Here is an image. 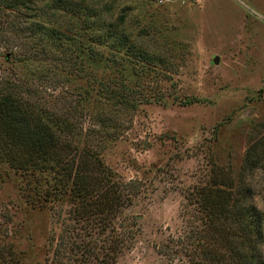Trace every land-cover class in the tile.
<instances>
[{
    "label": "rangeland",
    "instance_id": "rangeland-1",
    "mask_svg": "<svg viewBox=\"0 0 264 264\" xmlns=\"http://www.w3.org/2000/svg\"><path fill=\"white\" fill-rule=\"evenodd\" d=\"M44 1L32 0V18L66 32L67 51L43 63L15 59L30 47L9 39L5 25L16 11L1 8L0 80L28 81L43 66L56 86L49 101L79 93L90 109L84 125L110 132L91 140L104 144L115 177L137 186L117 218L135 232L111 264H198L207 241L194 191L227 174L235 180L264 126V0H67L87 8L56 7V17L41 12ZM117 31L125 44L112 42ZM112 86L123 95L112 96ZM53 175L0 160V264H51L71 204L68 192L49 197ZM251 181L264 210V173ZM66 221L81 230L83 222Z\"/></svg>",
    "mask_w": 264,
    "mask_h": 264
},
{
    "label": "trees",
    "instance_id": "trees-1",
    "mask_svg": "<svg viewBox=\"0 0 264 264\" xmlns=\"http://www.w3.org/2000/svg\"><path fill=\"white\" fill-rule=\"evenodd\" d=\"M30 3L32 0H0L4 13L16 11L17 16L16 20H7L5 30L2 27L0 30L7 32L11 40L22 39L23 45L32 50L15 59H37L38 63L61 59L67 51L68 35L49 22L33 19L36 10ZM44 7L55 17L56 7L63 11L87 8L80 4L73 6L67 0H45L40 6L42 13H45ZM118 33H109L115 35L112 42L125 44V37ZM59 48L62 54L57 57ZM30 74L28 81H22L19 74L1 77L0 160H6L15 168L52 172L55 181L49 197L53 199L61 200L68 192L70 216L59 214L67 233L61 234V239L55 242L51 264H69L71 260L72 264H111L129 247L126 241H130L135 232L134 228L120 224L117 218L123 207L132 203L137 186L133 187V180L128 182L115 177L113 170L103 162L104 144L94 142L91 137L106 136L110 132L102 134L103 127L99 128L96 123L84 125L90 115L87 98L83 101L79 93L72 98L63 90V94L55 97L57 101L51 102L47 99L50 93L47 90L56 86L48 84L51 81L48 72L42 66ZM101 88L106 87L101 85ZM106 90L117 98L123 95L114 86ZM98 116L101 122V112L95 115ZM258 169L264 173V126L256 128L235 180L227 174L213 178L211 184L206 183L194 191L193 199L203 221L202 238L207 241L201 247L198 264H264V210L253 201L251 181ZM66 218L76 224L83 222L81 230L75 232L76 226L69 224ZM47 261L49 263V257Z\"/></svg>",
    "mask_w": 264,
    "mask_h": 264
},
{
    "label": "water",
    "instance_id": "water-1",
    "mask_svg": "<svg viewBox=\"0 0 264 264\" xmlns=\"http://www.w3.org/2000/svg\"><path fill=\"white\" fill-rule=\"evenodd\" d=\"M213 61H214L215 63H218V62H219V56H218L217 54L214 55V57H213Z\"/></svg>",
    "mask_w": 264,
    "mask_h": 264
}]
</instances>
